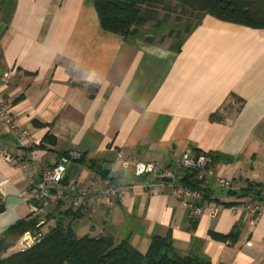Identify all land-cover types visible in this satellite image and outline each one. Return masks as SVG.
Instances as JSON below:
<instances>
[{
	"label": "crops",
	"instance_id": "0c3cea01",
	"mask_svg": "<svg viewBox=\"0 0 264 264\" xmlns=\"http://www.w3.org/2000/svg\"><path fill=\"white\" fill-rule=\"evenodd\" d=\"M10 1L6 23L0 12V75L10 74L0 81L2 93L37 144L47 135L55 140L29 151L0 120V145L30 164V176L38 177L69 151L107 171L119 152L173 167L192 151L213 156L215 172L241 188L262 184L252 200L212 180L204 189L218 214L195 217L168 184L120 174L122 200L78 209L72 219L76 235L130 238L145 254L153 237L170 233L181 256H201L210 264H264V210L255 218L222 205L256 202L264 208V30L206 15L190 33L184 29L175 51L177 41L169 36L179 20L173 18L175 4L171 13L158 12L160 26L149 22L143 37L125 39L101 27L92 0ZM215 115L219 121L212 120ZM93 176L75 163L66 177L83 183ZM0 206V236L30 215L25 178L2 159ZM69 208L70 200H63L58 212ZM234 228L233 243L211 235Z\"/></svg>",
	"mask_w": 264,
	"mask_h": 264
},
{
	"label": "trees",
	"instance_id": "16d2710c",
	"mask_svg": "<svg viewBox=\"0 0 264 264\" xmlns=\"http://www.w3.org/2000/svg\"><path fill=\"white\" fill-rule=\"evenodd\" d=\"M101 27L112 34L125 39L143 37L141 29L149 22L157 21L160 10L173 12L172 4L179 8L180 14H187L190 19H196V23L186 24L185 34L199 24L201 19L208 15L222 22L239 25L251 29L264 30V0H92ZM13 5L10 0H1V20L6 23L12 13ZM167 16V15H166ZM165 16V18H166ZM3 31V30H1ZM0 31V35H1ZM169 36L177 43L172 47L175 51L181 49L183 42L182 33L171 30ZM149 40V39H147ZM212 120L219 121L220 117L212 116ZM46 145H55L52 136L47 135L41 143L29 149L43 150ZM68 152L59 154L58 160L66 156ZM198 154V152H195ZM211 160L215 162L213 156ZM85 166L96 176L106 177L109 171L95 163H86L84 157L74 160L72 164ZM180 184L191 188H200L201 184L196 179L193 171L184 170L180 173ZM69 178L66 177L64 184ZM262 184L248 183L237 194L238 198H259ZM204 201L210 202L207 189H202ZM61 201L55 208H50L45 214L34 215L30 213L26 218L17 221L0 236V264H210L201 256H181L176 252L171 234L165 237L155 236L151 239L149 248L145 254L138 251L131 243L130 238L118 240L110 234L78 237L72 219L78 216V210L69 208L64 212H58ZM226 207L238 206L235 204H222ZM0 206V213L2 212ZM44 215L46 221L41 218ZM50 223V224H49ZM26 234L38 237V240L26 249L12 251L11 248ZM216 240L235 242L238 229L234 228L228 235L211 233Z\"/></svg>",
	"mask_w": 264,
	"mask_h": 264
},
{
	"label": "built area",
	"instance_id": "2783aa9c",
	"mask_svg": "<svg viewBox=\"0 0 264 264\" xmlns=\"http://www.w3.org/2000/svg\"><path fill=\"white\" fill-rule=\"evenodd\" d=\"M10 77L9 73L0 75V81ZM0 120L9 135L14 137L18 143L27 150L38 145L28 129L21 126L20 118L13 111L12 101L2 93L0 84ZM82 154L77 151H69L62 156L56 164L42 169L38 177L30 176V164L15 157L5 147L0 145V159L14 166L26 181V197L30 206V213L34 215L45 214L54 204L66 199L70 200L73 209L78 210L90 203L98 205L105 202L114 204L122 200L121 189L117 183L120 174H131L135 178H153L155 184L164 182L173 190V194L184 209L191 210L195 217L206 211L211 217L218 214L219 209L209 207L204 201L205 185L212 180L216 182L219 189L226 192H239L240 184L229 178L218 175L212 164V160L205 153H194L186 151L177 160L173 167L163 166L159 162H144L134 158H128L121 152L118 153L115 164L106 177L93 176L86 178L85 182L68 181L64 184L69 167L73 161L80 160ZM184 170L193 171L196 179L200 182V188H191L180 184V173ZM153 184L154 191H157ZM239 209L258 218L264 208L256 202H241ZM38 237L30 234L23 236L22 247L26 249L34 244Z\"/></svg>",
	"mask_w": 264,
	"mask_h": 264
},
{
	"label": "rangeland",
	"instance_id": "374dc122",
	"mask_svg": "<svg viewBox=\"0 0 264 264\" xmlns=\"http://www.w3.org/2000/svg\"><path fill=\"white\" fill-rule=\"evenodd\" d=\"M172 6H174V5H172ZM177 8V7H176ZM177 12L173 15V18H179V20L178 21H176L175 22V25L174 26H172L173 28L172 29H174V30H176V31H179V32H181V33H183V31H184V29H185V27H186V24H192V25H194L195 23H196V19H190V17L188 16V15H179V8H177ZM43 221H46V218L44 217V215L42 216V218H41ZM50 224V223H49ZM22 238L23 237H21L18 241H17V243L14 245V247L13 248H11V250H9V252H12V251H17L18 249H20L21 247H22V242H21V240H22Z\"/></svg>",
	"mask_w": 264,
	"mask_h": 264
}]
</instances>
